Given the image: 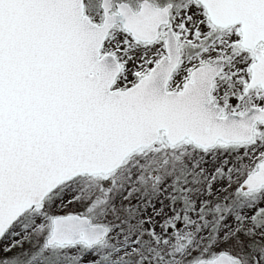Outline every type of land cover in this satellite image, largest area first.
<instances>
[{
	"label": "snow or ice",
	"instance_id": "6c2138e0",
	"mask_svg": "<svg viewBox=\"0 0 264 264\" xmlns=\"http://www.w3.org/2000/svg\"><path fill=\"white\" fill-rule=\"evenodd\" d=\"M0 264H264V0H0Z\"/></svg>",
	"mask_w": 264,
	"mask_h": 264
}]
</instances>
